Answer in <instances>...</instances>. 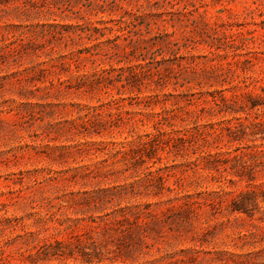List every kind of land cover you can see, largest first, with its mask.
Wrapping results in <instances>:
<instances>
[{
	"label": "rangeland",
	"instance_id": "obj_1",
	"mask_svg": "<svg viewBox=\"0 0 264 264\" xmlns=\"http://www.w3.org/2000/svg\"><path fill=\"white\" fill-rule=\"evenodd\" d=\"M111 186L151 213L127 264H264V0H0V264H111L68 218Z\"/></svg>",
	"mask_w": 264,
	"mask_h": 264
},
{
	"label": "trees",
	"instance_id": "obj_2",
	"mask_svg": "<svg viewBox=\"0 0 264 264\" xmlns=\"http://www.w3.org/2000/svg\"><path fill=\"white\" fill-rule=\"evenodd\" d=\"M145 135L147 139L141 140L137 145V149H139L140 147H146V145H149L151 146L150 148L154 149L156 147V144L152 143L155 139V135H150V133H146ZM175 139L181 140L182 137L177 136L175 137ZM216 157L217 154H212L209 152L205 153L202 156L204 165L210 168L213 167L217 169L216 161L218 160L216 159ZM193 164L197 166L198 162L193 161ZM224 169H226L225 166ZM238 172V170L235 171V173H237L238 175L241 174V172ZM226 180H230V178H226ZM124 189L125 186H111L104 188L99 187L92 192L85 190L83 193L86 195L81 196V200L77 199L75 202L78 205V203L81 204L82 202H89L91 200L93 201L92 208L90 209V207H88L85 210L82 208H78L77 212H79L82 217H78L77 214L74 217H68L71 221L76 222L79 218H84V215L90 211L91 214L89 215V217L93 221L100 220V222L103 224V231L109 228L119 229V232L122 233V235L129 238L130 241H128L124 245V247L120 248V246L118 245V250L116 251V253L111 255H106V252H112L111 250H108V248L106 247L105 249L100 243L98 247L97 243L93 241V254L96 258V261H100L105 257L110 260L111 264H127V262L130 263L135 258L147 253L148 247L150 245L147 240V238H149V235L147 233V230L144 232H140L139 230H137V227H143L144 225H147V221L142 222L139 220V218L141 214L145 216L151 215L150 211L148 210L149 204L146 203L143 205V207H139L137 204L118 205L115 208L111 206L105 207V205H102L111 202L113 197L119 198L121 196L122 190ZM184 195V198L188 197V194ZM257 197V193L254 189H245L243 191H240L232 199L230 211L248 212L250 205L252 206V208H256ZM189 202V199H185L183 203L189 205ZM56 243L58 245L56 250H60L61 253H63V250L59 249L60 245L63 244L62 241H56ZM69 253L71 254L70 251ZM80 255L85 262H91L94 258L85 251H80ZM116 261H119L120 263H117Z\"/></svg>",
	"mask_w": 264,
	"mask_h": 264
}]
</instances>
